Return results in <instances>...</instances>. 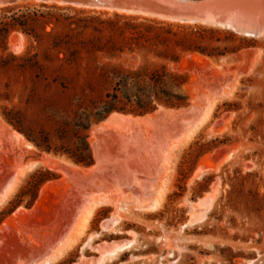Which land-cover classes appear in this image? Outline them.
Returning a JSON list of instances; mask_svg holds the SVG:
<instances>
[{
    "label": "rangeland",
    "instance_id": "obj_1",
    "mask_svg": "<svg viewBox=\"0 0 264 264\" xmlns=\"http://www.w3.org/2000/svg\"><path fill=\"white\" fill-rule=\"evenodd\" d=\"M23 4H0L25 25L0 49V264H264V36Z\"/></svg>",
    "mask_w": 264,
    "mask_h": 264
},
{
    "label": "water",
    "instance_id": "obj_2",
    "mask_svg": "<svg viewBox=\"0 0 264 264\" xmlns=\"http://www.w3.org/2000/svg\"><path fill=\"white\" fill-rule=\"evenodd\" d=\"M27 0H0V4H18ZM43 4L57 3L61 6L89 8H108L116 12L152 14L179 20L196 22L203 19H230L234 12L260 13L264 0H41ZM58 4V3H57ZM256 5H262L261 7ZM236 16V15H235Z\"/></svg>",
    "mask_w": 264,
    "mask_h": 264
},
{
    "label": "bare ground",
    "instance_id": "obj_3",
    "mask_svg": "<svg viewBox=\"0 0 264 264\" xmlns=\"http://www.w3.org/2000/svg\"><path fill=\"white\" fill-rule=\"evenodd\" d=\"M20 3H24L23 5H26V4H29V5H38V4H42V1L41 0H27V1H23V2H19L18 4H20ZM58 3V4H57ZM57 3H49V4H57V5H60V3L59 2H57ZM17 5V4H16ZM61 6V5H60ZM256 6H259V7H261L262 5H256ZM67 7V6H66ZM262 8V10H260L259 12H260V14H261V20H259V22H258V24H256L255 26L254 25H251V19L254 17L253 16V14H255V13H253V12H250V13H245V14H243L242 13V17H239V14H237V13H235L234 12V16L233 17H231L230 19H220V20H217V19H215V20H213V19H208V20H206V19H203V20H199V21H196V22H190V21H186L185 23H202V24H211V25H218V26H224V27H227V28H229V29H231V30H233V31H235V32H237V33H240V34H244V35H246V36H252V37H261V36H264V5L261 7ZM80 9H85V10H89V11H107V12H104V13H106V14H110V15H113V14H115V13H119V14H122V15H127V16H131V15H133V16H138V17H140V18H146V17H150V18H152L153 17V19H154V17H156V18H159V19H164V20H170V22L171 21H177V20H174V19H169V18H165V17H161V16H158V15H152V14H136V13H131V12H123V11H118V12H116V11H114V10H112V9H104V8H98V9H96V10H91V9H89V8H80ZM89 11H88V13H89ZM100 13H102V12H100ZM236 15V16H235ZM148 19V18H147ZM149 20V19H148ZM164 20H163V22H164ZM158 22V21H157ZM177 22H182V21H177ZM174 23V22H173ZM220 99V98H219ZM190 136H192V135H190ZM31 146V145H30ZM63 162V161H62ZM37 165V164H36ZM34 166V165H33ZM174 166V165H173ZM34 168V167H33ZM171 178V177H170ZM14 183V182H13ZM161 192V191H160ZM162 194V193H161ZM164 198V195L162 194V195H160V197L159 198H157V201L155 202V204L153 205V207H156V206H158L159 204H160V201H161V199H163ZM98 204V203H97ZM94 206V205H93ZM99 207V206H98ZM151 207V206H150ZM96 209H98V208H96L95 206L94 207H91V208H89L88 210H87V212L85 213V215H84V217H83V219H82V222H83V224H82V226H81V231L82 230H84V229H86L87 227H88V223H89V221H90V219H92V217L93 216H95L94 214H95V211H96ZM131 215V214H130ZM81 222V223H82ZM83 233V232H82ZM81 235H84V234H81ZM81 237V236H80ZM77 239H79V237H77ZM81 239V238H80ZM162 239V238H161ZM74 240H76V239H74ZM77 241H79V240H77ZM75 243V242H74ZM65 244V243H64ZM71 245H73V244H71ZM67 247V246H66ZM128 247H122V248H119V249H116V250H114V251H112L111 253H109V254H107L105 257H104V260L102 261V263L101 264H105L106 262H109V261H112V260H114V259H116L119 255H120V253L122 252V251H124L125 249H127ZM68 249H71V247H68ZM62 250V249H61ZM66 250H67V248H66ZM63 251V250H62ZM68 252V251H67ZM180 252V251H179ZM62 253V252H61ZM59 254H60V252H59ZM62 254H64V253H62ZM65 254H66V252H65ZM58 255V254H57ZM62 256V255H61ZM60 256V257H61ZM64 256V255H63ZM57 258H55L54 260H56ZM59 259V258H58ZM57 259V260H58ZM52 260V259H51Z\"/></svg>",
    "mask_w": 264,
    "mask_h": 264
},
{
    "label": "trees",
    "instance_id": "obj_4",
    "mask_svg": "<svg viewBox=\"0 0 264 264\" xmlns=\"http://www.w3.org/2000/svg\"><path fill=\"white\" fill-rule=\"evenodd\" d=\"M19 25L25 26L23 23H20L19 18L16 17L15 14L11 16L5 15L0 17V49H6V43L10 32ZM5 62L6 59L3 57V55H0V66H6Z\"/></svg>",
    "mask_w": 264,
    "mask_h": 264
}]
</instances>
